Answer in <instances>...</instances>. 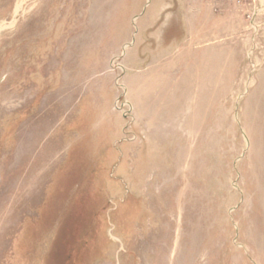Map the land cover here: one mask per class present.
I'll return each mask as SVG.
<instances>
[{
	"label": "rangeland",
	"instance_id": "1",
	"mask_svg": "<svg viewBox=\"0 0 264 264\" xmlns=\"http://www.w3.org/2000/svg\"><path fill=\"white\" fill-rule=\"evenodd\" d=\"M0 264H264V8L0 0Z\"/></svg>",
	"mask_w": 264,
	"mask_h": 264
},
{
	"label": "built area",
	"instance_id": "2",
	"mask_svg": "<svg viewBox=\"0 0 264 264\" xmlns=\"http://www.w3.org/2000/svg\"><path fill=\"white\" fill-rule=\"evenodd\" d=\"M213 10L219 11L224 4H231L241 10L249 9L252 15L264 8V0H205ZM249 17V16H248Z\"/></svg>",
	"mask_w": 264,
	"mask_h": 264
},
{
	"label": "bare ground",
	"instance_id": "3",
	"mask_svg": "<svg viewBox=\"0 0 264 264\" xmlns=\"http://www.w3.org/2000/svg\"><path fill=\"white\" fill-rule=\"evenodd\" d=\"M2 27H5V26H2Z\"/></svg>",
	"mask_w": 264,
	"mask_h": 264
},
{
	"label": "crops",
	"instance_id": "4",
	"mask_svg": "<svg viewBox=\"0 0 264 264\" xmlns=\"http://www.w3.org/2000/svg\"><path fill=\"white\" fill-rule=\"evenodd\" d=\"M223 6H221V8H222Z\"/></svg>",
	"mask_w": 264,
	"mask_h": 264
}]
</instances>
